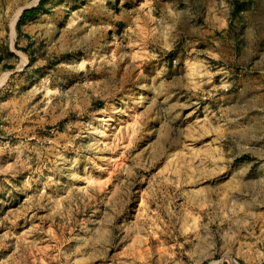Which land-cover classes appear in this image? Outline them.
Returning <instances> with one entry per match:
<instances>
[{
  "label": "rangeland",
  "instance_id": "374dc122",
  "mask_svg": "<svg viewBox=\"0 0 264 264\" xmlns=\"http://www.w3.org/2000/svg\"><path fill=\"white\" fill-rule=\"evenodd\" d=\"M40 2L0 0V264H264V0Z\"/></svg>",
  "mask_w": 264,
  "mask_h": 264
},
{
  "label": "trees",
  "instance_id": "16d2710c",
  "mask_svg": "<svg viewBox=\"0 0 264 264\" xmlns=\"http://www.w3.org/2000/svg\"><path fill=\"white\" fill-rule=\"evenodd\" d=\"M43 3V0H41L40 4L36 7H33V8H28L26 10H24L23 14L21 15L20 19H19V27L20 25L22 24V22L24 21V19L30 15V14H34L35 12H37L39 9H40V5Z\"/></svg>",
  "mask_w": 264,
  "mask_h": 264
},
{
  "label": "bare ground",
  "instance_id": "6f19581e",
  "mask_svg": "<svg viewBox=\"0 0 264 264\" xmlns=\"http://www.w3.org/2000/svg\"><path fill=\"white\" fill-rule=\"evenodd\" d=\"M20 13V12H19Z\"/></svg>",
  "mask_w": 264,
  "mask_h": 264
}]
</instances>
